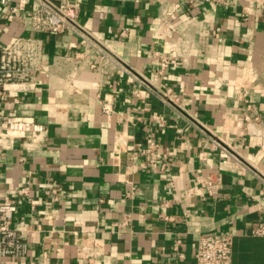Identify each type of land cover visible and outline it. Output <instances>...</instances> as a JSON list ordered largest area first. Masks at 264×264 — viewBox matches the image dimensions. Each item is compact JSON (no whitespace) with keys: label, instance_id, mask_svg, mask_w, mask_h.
I'll return each instance as SVG.
<instances>
[{"label":"crops","instance_id":"obj_1","mask_svg":"<svg viewBox=\"0 0 264 264\" xmlns=\"http://www.w3.org/2000/svg\"><path fill=\"white\" fill-rule=\"evenodd\" d=\"M76 1L80 27L111 62L77 58L75 37L34 35L42 82L0 103L47 129L43 143L16 142L0 161V199L16 203L13 226L28 244L6 264H174L178 238L179 264H195L200 234L229 235L231 264H264V239L250 234L264 220V0ZM28 35L0 8V41ZM161 53L177 59L163 75ZM246 115L258 118L251 133ZM151 142L154 155L141 153ZM25 184L34 212L16 193Z\"/></svg>","mask_w":264,"mask_h":264},{"label":"built area","instance_id":"obj_2","mask_svg":"<svg viewBox=\"0 0 264 264\" xmlns=\"http://www.w3.org/2000/svg\"><path fill=\"white\" fill-rule=\"evenodd\" d=\"M228 0H183L187 6L203 4H225ZM0 8L4 20H17L27 24L31 35L13 38L9 43L0 41V103L12 101L18 103V95L34 90L43 75V43L42 39L35 37L36 34H53L75 37L78 40L82 52L77 58H83L84 54L93 53V60L103 66L111 62L107 52L93 40L91 35L80 27L78 20L81 13V4L76 0H0ZM129 29L124 28L119 33L121 38H127ZM183 44L179 49H183ZM182 47V48H180ZM186 52V48L183 53ZM178 57L181 54L177 53ZM177 60V59H176ZM171 54L161 53L158 58L157 74L163 75L169 66L176 63ZM175 62V63H174ZM94 67V64H91ZM160 100L169 104L175 100L171 91L162 92ZM250 110V106H247ZM105 114L111 111L106 104H102ZM244 117L247 133L253 132L258 118ZM47 129L39 124L34 118L18 117L8 113H0V161L6 153L14 148L16 142L24 147L39 145L45 141ZM157 149L155 142H151L143 154L153 156ZM23 160V158H22ZM210 179V178H209ZM208 191L216 193L219 184L208 180L205 184ZM30 185L25 184L17 189L18 196L25 197L30 202V210L34 212V204L30 198ZM44 194L49 197V202L58 200L60 190H45ZM17 212L16 203L0 199V264H6L7 259H19L26 256L28 244L26 232L15 229L13 226L14 216ZM164 220H170L162 216ZM129 220L125 219L122 226H127ZM251 236L264 239V220L259 221L250 231ZM182 241L176 239L173 250L176 253L179 264L184 259L181 251ZM87 251V250H86ZM195 264H231L232 239L226 234H200L197 238ZM56 264H64L62 262ZM93 264L89 259L87 263Z\"/></svg>","mask_w":264,"mask_h":264}]
</instances>
